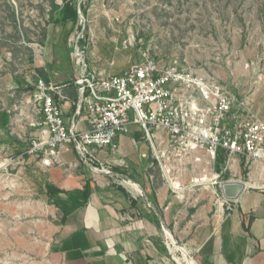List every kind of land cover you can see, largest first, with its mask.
I'll return each mask as SVG.
<instances>
[{
  "label": "crops",
  "instance_id": "1",
  "mask_svg": "<svg viewBox=\"0 0 264 264\" xmlns=\"http://www.w3.org/2000/svg\"><path fill=\"white\" fill-rule=\"evenodd\" d=\"M61 48L60 58L43 53L38 68L65 125L85 131L88 106L77 110L73 80L83 64L96 77L110 70L92 69L86 60L76 67ZM247 97L264 123V84ZM152 133L148 138L131 123L116 137L118 152L71 143L56 156L28 155L30 146L17 140L21 177L46 210L49 234L40 264H264V163L243 156L227 162L221 149L214 159L195 151L177 160L165 133ZM30 135L40 137L41 131ZM214 176L222 183L240 181L244 189L226 200L210 184Z\"/></svg>",
  "mask_w": 264,
  "mask_h": 264
},
{
  "label": "rangeland",
  "instance_id": "2",
  "mask_svg": "<svg viewBox=\"0 0 264 264\" xmlns=\"http://www.w3.org/2000/svg\"><path fill=\"white\" fill-rule=\"evenodd\" d=\"M73 1L84 21L52 26L51 5L61 0H0V264H40L47 248L45 207L15 153L17 140L30 146L38 137L29 100L43 53L60 58L64 45L76 67L86 60L110 75L152 57L205 73L237 97L264 84V0Z\"/></svg>",
  "mask_w": 264,
  "mask_h": 264
},
{
  "label": "built area",
  "instance_id": "3",
  "mask_svg": "<svg viewBox=\"0 0 264 264\" xmlns=\"http://www.w3.org/2000/svg\"><path fill=\"white\" fill-rule=\"evenodd\" d=\"M73 83L80 95L77 110L88 106L89 128L77 132L67 127L52 89L38 79L29 101L37 110L33 126L41 136L32 141L28 155L42 151L56 156L71 143L118 152L116 137L132 123L148 138L152 131L164 132L173 155L204 151L214 159L221 149L227 162L243 156L250 163H264V123L253 113L249 98L237 97L205 73L143 57L116 75L96 77L84 66ZM93 169L111 174L105 167ZM209 182L218 188L222 184L218 176Z\"/></svg>",
  "mask_w": 264,
  "mask_h": 264
},
{
  "label": "trees",
  "instance_id": "4",
  "mask_svg": "<svg viewBox=\"0 0 264 264\" xmlns=\"http://www.w3.org/2000/svg\"><path fill=\"white\" fill-rule=\"evenodd\" d=\"M80 6V10L84 14V9L82 8L83 5L80 4ZM77 21L78 9L73 0H61V4H57L55 2L52 3L49 16V24H51L52 26H64L69 22H71L72 24H76ZM36 72H40V70L36 69ZM8 140L10 141V143H13L12 139ZM48 190L54 191L51 186H48Z\"/></svg>",
  "mask_w": 264,
  "mask_h": 264
},
{
  "label": "water",
  "instance_id": "5",
  "mask_svg": "<svg viewBox=\"0 0 264 264\" xmlns=\"http://www.w3.org/2000/svg\"><path fill=\"white\" fill-rule=\"evenodd\" d=\"M80 2H78L77 9H78V19L82 18V21H84V17L80 14ZM85 30V25L81 26V33H83ZM79 58L82 56L81 54H78ZM244 189V185L240 181H226L223 182L220 186V191L224 199L226 200H236L241 192Z\"/></svg>",
  "mask_w": 264,
  "mask_h": 264
},
{
  "label": "bare ground",
  "instance_id": "6",
  "mask_svg": "<svg viewBox=\"0 0 264 264\" xmlns=\"http://www.w3.org/2000/svg\"><path fill=\"white\" fill-rule=\"evenodd\" d=\"M81 3V1H79ZM188 264H191L190 261L188 262Z\"/></svg>",
  "mask_w": 264,
  "mask_h": 264
}]
</instances>
